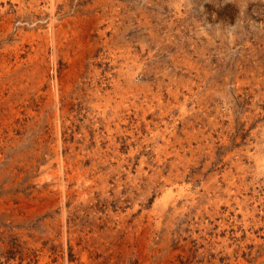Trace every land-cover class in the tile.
<instances>
[{
    "label": "rangeland",
    "instance_id": "1",
    "mask_svg": "<svg viewBox=\"0 0 264 264\" xmlns=\"http://www.w3.org/2000/svg\"><path fill=\"white\" fill-rule=\"evenodd\" d=\"M0 264H264V0H0Z\"/></svg>",
    "mask_w": 264,
    "mask_h": 264
}]
</instances>
